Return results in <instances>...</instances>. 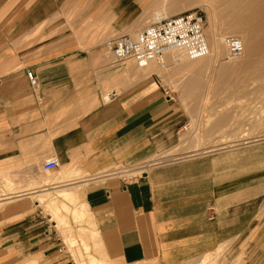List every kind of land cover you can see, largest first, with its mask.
I'll list each match as a JSON object with an SVG mask.
<instances>
[{
    "label": "crops",
    "instance_id": "0c3cea01",
    "mask_svg": "<svg viewBox=\"0 0 264 264\" xmlns=\"http://www.w3.org/2000/svg\"><path fill=\"white\" fill-rule=\"evenodd\" d=\"M151 6L157 19L181 13L178 0ZM143 13L138 0H0V173L16 188L1 184L0 264H79L36 200L60 184L87 185L110 264H185L227 242H247L234 264H264V140L143 170L175 142L183 114L155 73L114 60L115 37L101 41L143 27ZM54 156L64 181L47 184L40 173Z\"/></svg>",
    "mask_w": 264,
    "mask_h": 264
},
{
    "label": "rangeland",
    "instance_id": "374dc122",
    "mask_svg": "<svg viewBox=\"0 0 264 264\" xmlns=\"http://www.w3.org/2000/svg\"><path fill=\"white\" fill-rule=\"evenodd\" d=\"M138 2H141V4H143L144 10H148V13L146 14L143 13L140 16V19L143 20L144 22V24L142 25L143 27H137V26L128 27L121 32H114L106 36H101L102 39L101 41L104 42L111 38L122 36L125 34L136 36L140 31H142L151 23V21L149 23H146L147 20L149 21L153 19L152 22L157 20L156 17L153 18L154 8H152L151 6L153 0H138ZM86 8H89V6L85 7L84 5L82 7H78V9H76L75 12L66 14L67 20L73 21V19L76 16L80 17L82 15H85L84 11ZM137 8L138 6L133 5L131 7V10H135ZM193 9H200L206 15L207 22L205 26V33L207 39L209 40L208 30L210 28V22H209L210 19H209L208 11L202 7H196ZM169 15L170 17L172 16V14ZM228 15L229 13H225L224 16L227 17ZM88 18L90 17H86L85 19H83V30L86 27L85 25L86 22L90 20ZM135 28L136 30L138 29L137 33H134L136 31ZM241 31L242 30L240 29L238 30L239 33ZM225 33L226 34L223 33L224 36L230 34L228 32ZM224 53H226V55L221 57V61L224 59L226 61L223 62H227L229 61V59L231 60L230 56H227L228 55L227 52ZM238 56L241 57L242 60L245 59V54H241V55L238 54L235 56L238 59L237 58L234 59H236L237 61L241 59ZM128 62H129L128 63L129 67L131 65L135 67V69H138V72L143 71L142 69L137 67L134 61L131 60ZM153 65L161 66L155 63ZM243 67L241 66V64L237 65L236 67L237 69L236 68L235 69L238 71L235 70V73H231L228 75L229 83L236 82L237 80L247 81V78H245L247 72L246 70L245 71L243 70L244 69ZM240 75H242V77ZM154 76L157 80L161 82L163 88L168 89L171 92V94L175 97L180 107V112L183 115L181 122L182 124L179 126V130L176 134V137L174 138L175 142L169 148L166 147L162 148L161 151L158 154H156L151 161H149L150 163L147 162L146 168L144 169L149 170V168H153L166 161H171L173 159L185 157L187 155L188 156L194 155L195 153H200V152H209V153L219 152V151L232 152L233 149L236 148L237 146L252 144L264 140V126H263L264 125V75L262 76V78H257L254 80L252 79L251 81L249 80L248 82H245L246 87L237 88V87H231L226 84L223 87L221 86L220 88H208V87L207 89L203 88L199 92V96L197 95V97L195 98L194 97L184 98L181 92L184 82H186L188 79L186 78L187 76L182 75L180 76V78L176 77L178 80H180L183 83H181L180 81L179 83H177L178 80L176 78H174L173 80L172 78H166V76L160 74H156ZM204 79L206 81L208 80V74L204 77ZM194 107L195 110H192V108ZM185 133H189L188 135H191L192 139L188 140V142L183 143L185 144L183 145L181 142V137ZM192 133H194L195 136L199 133L198 134L199 138L198 136H196L197 137L196 141L194 140L195 138L193 139V137L195 136ZM60 172L61 170L49 173V172H45L42 169L40 176L43 179H46L47 184H51L52 182L56 184L64 181V175L54 178V175ZM137 173L140 174L139 172ZM24 175L30 177L33 174H24ZM83 177L85 178L87 176L83 175ZM26 181H25L26 186L28 187L34 186L32 179L28 180L29 183H27ZM1 184L4 185V188L7 190L16 189L14 188L15 187L14 181L11 182L8 179H0V192L2 191ZM43 184H45V182H43ZM82 187H83L82 191L79 194L78 198L76 199L60 198V200H57L56 202V205L58 206L57 213H53L49 207H46L45 205L46 202H43L42 204L40 203L41 209L46 219L49 221L50 225L54 229V233L62 237V240L73 251L74 255L79 261V264H81V261L84 262L85 264H102L103 260L101 258L102 256L99 252L98 247L95 244H94V249H92L91 247L92 238L90 234L92 230V225L89 222L82 221V219L76 217L75 215L76 209L81 208V205L85 201L84 192L86 191L87 185H84ZM55 195L57 196V194ZM37 199L38 198H36V200ZM1 208L2 207H0V209ZM48 213L51 215L52 218ZM50 218L52 219V221L55 220L54 223L50 220ZM246 245L247 242H244L240 246L235 245L233 242H227L226 244L219 247L217 250L209 254H206L204 256H200L185 264H234V261H239L242 259L241 254L242 253L244 254ZM239 254L240 256L238 257ZM142 264H157V263L147 262Z\"/></svg>",
    "mask_w": 264,
    "mask_h": 264
},
{
    "label": "bare ground",
    "instance_id": "6f19581e",
    "mask_svg": "<svg viewBox=\"0 0 264 264\" xmlns=\"http://www.w3.org/2000/svg\"><path fill=\"white\" fill-rule=\"evenodd\" d=\"M178 3L180 4V8L178 12H181V13L186 12L190 9L192 10L193 8H196V7H202L208 11V15L210 19L209 20L210 28L208 30L209 40L207 39V41H209L208 43L210 46L209 54L203 58L191 60L180 52H173L165 56L162 64L152 62L147 67L140 68L143 71H139V72L137 71L138 74L142 73L143 76H148L150 74L155 73V74L164 75L166 76V78H172L173 80L176 77L180 78V76L182 75L187 76L186 78L188 79L186 82H184L182 89H181V92L184 98H187V97L195 98L197 97V95L199 96V92L203 88L205 89H207V87L208 88H220L221 86L223 87L226 84L231 87L241 88V87H246L245 82H248L249 80L251 81L252 79L254 80L257 78H262V76L264 75L263 73L264 72V67H263V64H264V0H178ZM225 13H229V15L225 17L224 16ZM239 29L242 30L240 33L238 32ZM225 32H228L230 34H227L224 36L223 33L226 34ZM227 36H235V37L241 38L243 41V45H244L243 51L240 53H236V54H233L227 51L228 49L225 43V39ZM224 52H227L228 54L227 56H230L231 60L228 58L229 61L227 62H223V61H226L225 59L221 61V57L226 55V53ZM238 54L240 55L245 54V59L242 60V58L239 56L238 57L241 58L239 59L240 61L239 60L237 61L236 59H234V58H237L235 56ZM154 63L157 65H161V66H155L153 65ZM240 64L242 67L244 66L243 70L244 71L246 70L247 72L245 76V78H247V81L237 80L236 82L229 83L228 75L231 73H235V70L237 69L236 68L237 65H240ZM127 67H128L127 69H129L131 72L138 70V69H135V67L131 65L130 67L129 66ZM207 74H208V80L206 81L205 80L206 78L204 79V77ZM240 76L242 77V75ZM179 81L180 80H178L177 83H179ZM192 110H195V107L192 108ZM188 134L189 133H185L182 135L181 137L182 144L192 139V136ZM198 134L196 136H198ZM196 136L193 137V139L195 138L194 139L195 141L197 139ZM0 179H8L12 181L11 174L8 172L0 173ZM71 184H76V183H71ZM61 185L62 184L58 185L60 187H57L53 190L44 189L40 191L38 195H36V198H38L37 199L38 202L41 204L43 202H46L45 203L46 207H49L53 213L58 212V206L56 205L57 200H60V198H69V199L78 198L79 194L82 191V188H83L82 186H84L85 184L83 185L79 184V186H62V187ZM55 194H57V196ZM2 206L3 205L0 204V207ZM75 215L76 217L82 219V221L89 222L92 225V230L90 234L92 238L91 241L98 247V249L100 250V253L103 255L102 264H110L109 261L107 260V256L104 250H102V247L100 244L101 243L100 233L98 230H96L93 224L92 213L89 209V206L87 205L85 201L81 205V208L76 209ZM54 221L52 222L54 223ZM81 264H85V263L81 261Z\"/></svg>",
    "mask_w": 264,
    "mask_h": 264
},
{
    "label": "built area",
    "instance_id": "2783aa9c",
    "mask_svg": "<svg viewBox=\"0 0 264 264\" xmlns=\"http://www.w3.org/2000/svg\"><path fill=\"white\" fill-rule=\"evenodd\" d=\"M206 22V15L202 10L192 9L157 19L136 36L126 34L116 37L108 41L107 46L116 62L132 60L139 68H145L152 62L162 64L165 56L173 52H180L195 60L210 52L205 33ZM225 43L228 51L233 54L244 49L243 41L239 37L227 36ZM27 77L32 87L39 86L38 78L32 70H27ZM164 92L169 98H175L168 89H164ZM59 167L60 160L54 156L42 168L45 172H54ZM139 173L142 175L143 171Z\"/></svg>",
    "mask_w": 264,
    "mask_h": 264
}]
</instances>
